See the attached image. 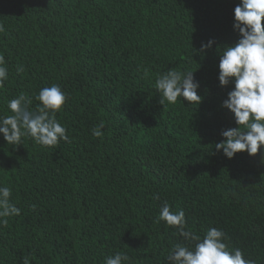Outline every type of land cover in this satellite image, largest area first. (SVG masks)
<instances>
[{"label": "trees", "instance_id": "16d2710c", "mask_svg": "<svg viewBox=\"0 0 264 264\" xmlns=\"http://www.w3.org/2000/svg\"><path fill=\"white\" fill-rule=\"evenodd\" d=\"M239 3L0 0V116L21 93L35 111L36 95L55 84L69 136L49 147L0 134V184L21 210L0 225V264H104L116 252L130 264H169L174 245L195 244L157 223L165 201L197 235L221 229L229 250L264 264V149L228 159L214 147L236 127L222 107L233 85H219L217 48L240 38ZM170 69L194 72L200 104L159 103L154 83Z\"/></svg>", "mask_w": 264, "mask_h": 264}, {"label": "clouds", "instance_id": "9594fccd", "mask_svg": "<svg viewBox=\"0 0 264 264\" xmlns=\"http://www.w3.org/2000/svg\"><path fill=\"white\" fill-rule=\"evenodd\" d=\"M234 30L239 34L233 45L219 49V85H233L222 107L233 114L236 127L223 130L221 142L214 145L215 150L232 159L237 153L247 152L251 157L264 149V0H240L234 8ZM0 31L3 27L0 26ZM215 41L201 44L199 53L211 49ZM4 57L0 55V85L8 79V69ZM155 89L159 93V103L175 104L178 98L184 101L201 103L198 95L200 87L194 72L170 69L155 80ZM35 99L39 105L35 111L30 110L31 99L21 93L11 99L7 107L10 115L0 116V134L7 144L19 145L23 137H29L36 144L55 146L59 141H69L67 129L56 119L67 97L55 84L42 88ZM103 123L94 127L92 135L101 137ZM12 189L0 184V225H7L8 218L18 216L20 209L11 201ZM35 207V206H33ZM165 222L175 227L179 236L195 244L189 249L186 244L177 243L169 250V264H256L246 259L239 248L229 250L226 234L218 228H209L203 237L190 230L185 221L183 210H172L165 201L160 207L157 223ZM129 256L116 252L106 257L104 264H125ZM23 264H30L29 258Z\"/></svg>", "mask_w": 264, "mask_h": 264}]
</instances>
